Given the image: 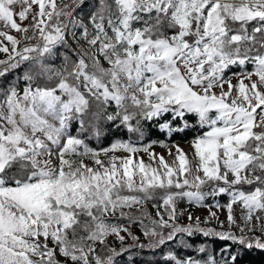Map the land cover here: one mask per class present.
Segmentation results:
<instances>
[{
	"label": "snow or ice",
	"instance_id": "obj_1",
	"mask_svg": "<svg viewBox=\"0 0 264 264\" xmlns=\"http://www.w3.org/2000/svg\"><path fill=\"white\" fill-rule=\"evenodd\" d=\"M84 2L0 0V23L23 37L0 30L7 54L0 78L25 69L22 89L0 85V264H116L120 252L108 237L121 242V252L126 236L140 240L124 219L141 225L148 239L141 248L178 237L191 248L185 235L200 233L264 250V0H90L81 16ZM30 15L29 25L17 23ZM69 36L77 59L55 67L48 58ZM30 40L37 42L21 47ZM233 66L241 69L232 74L236 84L226 77ZM165 114L171 119L159 126L169 133L189 128L188 114L197 118L194 169L178 146L175 167L158 158L161 171L133 158L151 145L116 140L95 149L86 142L89 132L104 135L105 123L142 138V122ZM177 120L182 126H173ZM220 194L229 197V230L203 228L191 212L194 224L176 223L183 215L177 199L205 206L206 197ZM150 201H157L156 218L142 208ZM237 204L242 223L233 215ZM212 219L223 228L216 212L204 223ZM230 249L219 259L205 244L196 249L205 254L199 259L169 250L165 264H236L240 253Z\"/></svg>",
	"mask_w": 264,
	"mask_h": 264
},
{
	"label": "trees",
	"instance_id": "obj_2",
	"mask_svg": "<svg viewBox=\"0 0 264 264\" xmlns=\"http://www.w3.org/2000/svg\"><path fill=\"white\" fill-rule=\"evenodd\" d=\"M64 2H69V0H64ZM89 4L90 0H85L82 7L78 9L79 15L84 16L89 12ZM78 54V46L77 43L69 36L67 39V43L63 46H58L57 49L54 50V53L51 57L48 58V61L53 63L55 67H60L64 62L65 57L68 58L69 64L77 59ZM247 69L251 70V65L247 66ZM25 69H21L18 72H14L9 74L6 78H0V85H5L7 83H16L19 88H23L24 81L22 79H18V77L22 76L23 71ZM241 69L237 66L231 67L230 70H226V75L231 73H238ZM114 105L109 108V111L114 109ZM165 119L170 120L171 116L169 114H165L163 119L157 118L155 121H144V135L141 138L138 134L129 133L128 130L124 127H116L111 123H105L103 126L104 135H102L99 139L96 138L89 132L87 134V143H89L90 147L93 148H103L107 146L113 139L120 138L125 140H131L135 144H146L153 141H161L171 143L174 141L186 142L189 140L194 139L200 132L202 131L199 126L197 125V118L192 115L188 114L186 119L190 125L189 128L185 129L181 132H172L169 133L166 130H161L160 124L164 122ZM180 125L182 126V122L177 120L174 122V127ZM78 125H73L70 131L74 135H80L77 131ZM206 131V129H204ZM184 191H195V189L185 188ZM202 191L207 192L209 191V185L202 186ZM171 191H180L179 189H171ZM159 194V193H158ZM229 201V197L227 194H220L216 197L208 196L206 197L204 203H216V202H223L226 203ZM157 203V201H150L142 206L144 211L149 212L153 218H156V214L153 213L152 207L153 204ZM134 216H140L141 212L137 211L134 207L132 210ZM125 226H134L136 227L142 234L143 229L139 223H130L127 219L122 221ZM145 224L150 223L147 219L144 220ZM190 221L185 222V226ZM131 230V229H130ZM168 231V230H165ZM132 232V231H131ZM130 243L129 245H124V249L126 251L121 252V245H112L109 244L110 247L116 248L120 254L115 258L116 262L121 264H165L166 254L169 250L176 252L179 256L183 257L185 255H192L195 258H204L205 254L199 253L196 251L199 245L205 244L206 247L210 252L216 255L217 259L220 258L219 253L220 250L224 247L231 245L232 252H239V256L237 259L236 264H264V250L253 248L251 250H246L241 248L238 245L233 244L232 241L228 240H221L217 237H204L200 233H196L191 238H188L185 235V239L189 241L192 245L191 248L183 247L180 244L179 237L176 239L175 242H169L167 246H161V248H148V247H139V243H143L144 245L148 244V239L143 236L142 240L139 242H134L132 238L129 236ZM97 250L100 252L102 256L107 255L108 253L105 250H101V246L97 245Z\"/></svg>",
	"mask_w": 264,
	"mask_h": 264
},
{
	"label": "rangeland",
	"instance_id": "obj_3",
	"mask_svg": "<svg viewBox=\"0 0 264 264\" xmlns=\"http://www.w3.org/2000/svg\"><path fill=\"white\" fill-rule=\"evenodd\" d=\"M58 2H59V0H58ZM17 10H19V9L17 8ZM30 21H31V15L29 16V18L27 20L22 21V22L17 18V23H20L22 27L29 25ZM0 30L7 31L10 35L16 36L18 39H23L21 33H18L15 30L10 29V28H5L3 23H0ZM29 35H31V32H29ZM0 39H2V38H0ZM36 42L37 41H35V40L24 41L23 44H21V47H23L26 44H35ZM4 44H6L9 47H11L10 43L7 40H4ZM6 58H7V54L3 53V52H0V60L6 59ZM232 74L233 73L228 74V75H226V77H232V83L236 84L238 81H237L236 77H234ZM245 83H247V81H245ZM225 88H227V85H225ZM116 140L127 141L125 139L115 138L107 146H105L103 148L109 147L111 145V143L116 141ZM192 141H193V139L189 140V141H186V142H180V141H174V142H171V143L163 142V144L166 145V146H162L161 143H160L161 141H158L157 143L150 142V143H146V144H135L134 143L137 147H141V148L145 147V146H148V145H151V147L149 148L148 152L140 151V152L134 154L133 158H134V160L137 159V158L143 159V161H144V163L146 165L150 164L152 167L158 168V169H160L162 171L163 169L160 168L158 158L160 156H163L165 161L170 166L175 167V165L173 164V161L176 158V151H177V146H178L180 149L183 150L184 153L187 154V157H188L189 161L192 162V166H193V169H194L196 161H195V158H194V151H193V148H192ZM95 149H97V148H95ZM170 152H171V154H170ZM149 153H155L157 159H155V160L150 159ZM109 155H111V153ZM116 155L123 156V155H127V153L118 152V153H116ZM101 159H107V158L102 156ZM85 162L91 164V161H89L87 159L85 160ZM176 163L178 164L179 162L176 161ZM194 174L195 173L193 172V174L189 175L188 178L191 180L192 176ZM137 179H138V177H137ZM228 202H226V203L218 202L221 205V207L217 208V207H215L217 202L216 203H212V204L211 203H204L205 206H197V205H195L193 203H189L187 198L177 199V201H176L177 213H180L181 211H183V215H178L177 216L176 223L185 226V222L189 221L188 220V213L191 212L193 217H197V216L200 217V220H201V225L200 226L201 227H203V228H216L217 231H227V230H229L228 229V224H227L228 212H227V208L223 207V206L226 205ZM152 211H153V213L156 214V208L152 207ZM209 211L217 213V215L219 217V220L224 222L223 228H221V226L218 224L216 219L210 220L207 224L204 223V219H205V217H207L209 215ZM233 215L236 218L237 223H242V220H241V208H240V206L238 204L237 205H233ZM164 218L165 219L168 218L166 214H165ZM190 222H192L194 224V221H190ZM170 223H171V221H170ZM127 227H129L131 229V231H132V233L134 235L139 236L140 240L143 239V234L136 227H134V226H127ZM231 230L234 231V232H237V234H239L238 230L235 227H233ZM121 234L125 235L124 233H121ZM129 241H130L129 236H126V240L124 242V245H129L130 244V243H128ZM108 243L112 244V245H121V242L114 236L108 237ZM116 264H121V263L116 262Z\"/></svg>",
	"mask_w": 264,
	"mask_h": 264
}]
</instances>
